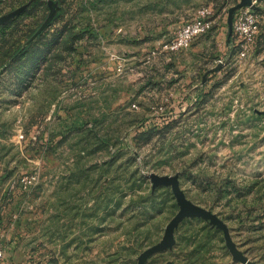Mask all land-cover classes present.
Wrapping results in <instances>:
<instances>
[{"label":"rangeland","instance_id":"374dc122","mask_svg":"<svg viewBox=\"0 0 264 264\" xmlns=\"http://www.w3.org/2000/svg\"><path fill=\"white\" fill-rule=\"evenodd\" d=\"M0 238L7 264H138L180 210L172 187L224 220L264 264V14L230 34L242 0H0ZM212 11L181 53L177 27ZM235 19V18H234ZM244 51L245 56L241 54ZM242 264L224 233L186 218L147 264Z\"/></svg>","mask_w":264,"mask_h":264},{"label":"water","instance_id":"95a60500","mask_svg":"<svg viewBox=\"0 0 264 264\" xmlns=\"http://www.w3.org/2000/svg\"><path fill=\"white\" fill-rule=\"evenodd\" d=\"M32 4V1L25 4L21 8H18L17 10L11 12L10 14L2 17L0 19V23L3 24L11 19H14L18 15L22 14L24 11H26L29 6ZM253 0H242V2L232 8V10L229 13V23H230V34L233 33V20H234V13L246 6V5H252ZM48 5L50 8V14L45 21V23L41 26V28L38 30V32L35 34V36L32 38L34 40L38 37V35L46 29V27L55 19L58 11H59V5L54 0H49ZM151 181L153 183V189L155 190L158 186H168L172 187V190L174 192V195L177 199L178 205L180 206V210L177 213V215L170 221L168 224L165 235L163 239L156 245L148 248L145 250L138 258V264H147V260L154 254H157L159 252H163L169 249H173L176 244V230L179 228L180 224L186 219V218H202L206 221H209L213 226L217 227L218 229L222 230L224 233L226 245L230 251V253L233 256V259L237 262H240L242 264H263L260 262L253 261L246 257L242 251L238 248L237 244L233 240V237L231 235L230 229L227 225V223L222 220L216 213H214L211 210H208L200 205L195 204L191 200H189L185 194V192L182 190L180 185L179 176H160L158 174H151L150 175ZM167 264H174L172 262H169Z\"/></svg>","mask_w":264,"mask_h":264},{"label":"built area","instance_id":"2783aa9c","mask_svg":"<svg viewBox=\"0 0 264 264\" xmlns=\"http://www.w3.org/2000/svg\"><path fill=\"white\" fill-rule=\"evenodd\" d=\"M259 0H254L258 3ZM255 10L247 9L234 15L233 33H240L246 42L253 41L258 32V17ZM214 26V19L212 11L208 8L201 9L195 18L190 21L180 24L171 39L163 42L161 48L153 51V55L157 56L161 53L174 55L188 50L193 42L210 32ZM243 56L246 55L244 51L241 52ZM0 264H7L6 250L0 238Z\"/></svg>","mask_w":264,"mask_h":264},{"label":"crops","instance_id":"0c3cea01","mask_svg":"<svg viewBox=\"0 0 264 264\" xmlns=\"http://www.w3.org/2000/svg\"><path fill=\"white\" fill-rule=\"evenodd\" d=\"M263 3H264V2H263ZM257 9L262 10V11H263V14H264V4H259ZM199 38H200V37H199ZM197 39H198V38H197ZM197 39H196V40H197Z\"/></svg>","mask_w":264,"mask_h":264}]
</instances>
